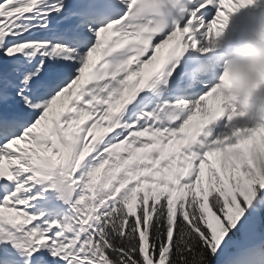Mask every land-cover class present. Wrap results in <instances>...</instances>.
Returning <instances> with one entry per match:
<instances>
[{"label": "snow or ice", "instance_id": "6c2138e0", "mask_svg": "<svg viewBox=\"0 0 264 264\" xmlns=\"http://www.w3.org/2000/svg\"><path fill=\"white\" fill-rule=\"evenodd\" d=\"M258 2L0 0V264H264V28L207 62Z\"/></svg>", "mask_w": 264, "mask_h": 264}, {"label": "rangeland", "instance_id": "374dc122", "mask_svg": "<svg viewBox=\"0 0 264 264\" xmlns=\"http://www.w3.org/2000/svg\"><path fill=\"white\" fill-rule=\"evenodd\" d=\"M210 99L208 101H206V103H205V111H204L203 115H205L208 110H210V112H215L218 109L219 105H222V103H223V100H221L223 98H220V97H218V100H217V97L216 98H210ZM219 100H220V102H219ZM218 102H219V104H218ZM200 115L201 114L198 113L197 117L194 119L199 118ZM233 123L237 126H253L255 123H257V121L252 122L250 115L247 114L245 117L238 118L237 120L233 121ZM188 134H190L189 130H185V135H188ZM162 147H164L165 152H172L173 151L172 149L174 148V143L169 142L167 145H163ZM222 158H223L222 152L217 151V152L212 154V163H213L214 168L219 167V165L222 161Z\"/></svg>", "mask_w": 264, "mask_h": 264}, {"label": "bare ground", "instance_id": "6f19581e", "mask_svg": "<svg viewBox=\"0 0 264 264\" xmlns=\"http://www.w3.org/2000/svg\"><path fill=\"white\" fill-rule=\"evenodd\" d=\"M217 51V50H216ZM224 52H223V50H220V54H223ZM148 74H150V71L148 70V71H146V73H145V76H147ZM220 98H222V96L220 97ZM210 99V98H209ZM211 100V99H210ZM213 100V99H212ZM217 100H218V97H217ZM221 100H223V99H221ZM219 102H220V100H219ZM219 102H218V104H219ZM217 103V102H216ZM214 108V107H213ZM216 109V108H215ZM213 113V112H212Z\"/></svg>", "mask_w": 264, "mask_h": 264}]
</instances>
